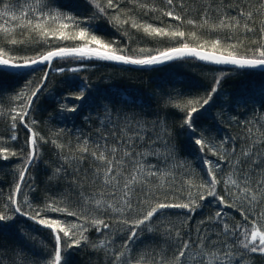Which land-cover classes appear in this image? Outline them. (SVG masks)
<instances>
[{"label": "trees", "instance_id": "obj_1", "mask_svg": "<svg viewBox=\"0 0 264 264\" xmlns=\"http://www.w3.org/2000/svg\"><path fill=\"white\" fill-rule=\"evenodd\" d=\"M11 3V10L19 11L24 0H4ZM52 6L69 12L86 20L94 12L89 0H49ZM154 3L159 8H164L163 0H146ZM245 8L249 4L240 0ZM251 5L256 6L260 0H250ZM32 3V0H29ZM180 0H177V4ZM184 9L177 11L184 15L185 20L193 19L199 23L205 9H209V22L218 23L221 15H236V0H183ZM210 6V8H209ZM121 8L131 11L128 16L135 17L141 24H150L154 27L169 29L179 26L185 31L183 41L179 38L156 37L146 34L142 29L131 27V21L122 28L113 27L106 18H98L87 25L94 30L99 38L105 42H115L118 47L125 48L127 54L134 56L155 54L157 50H164L174 46H181L187 42L190 46H197L205 40L222 39L227 41V31L211 32L206 27H194L180 21H175L167 16H162L159 11L145 14L134 4L124 0ZM185 9L187 11L185 12ZM251 10V9H250ZM0 11H3V3H0ZM260 17H256L255 33H241L237 35L243 40V44L237 49L240 55H250L248 49L255 48L253 39H259ZM2 23V21H0ZM82 27L85 25H81ZM195 33V36L192 34ZM16 38L24 40L23 44L16 46L4 43L5 48H14L15 55L20 57H34L38 53L49 48L60 46H74L80 41H55L44 43L26 30H17ZM229 43L235 41H227ZM210 48V45H209ZM140 49L149 50L141 53ZM83 67L76 73L55 71L58 67ZM48 71V68H40ZM27 71L31 75L10 76L6 72L0 73V146L8 147L18 152L17 157L8 160L0 159V208L7 201V196L12 192L18 180L22 157L20 149L27 152V130L18 125L16 141L6 138L11 135L10 113L16 107L17 101L10 99L20 90L25 88L28 81L29 87L35 86L40 81L43 71ZM220 79L218 92L212 101L193 116L196 132H191L183 124L186 112L176 108L175 104L184 103L189 99L206 97L213 87L215 80ZM264 72L243 71L235 69L218 68L208 66L191 59H180L168 65L149 70H141L129 66H122L106 61H59L52 67L45 86L34 100L29 120L34 119V129L39 135L44 136L47 142L39 143V155L33 163L26 182L28 186H22V193L27 196L34 207H43L50 199L64 200L75 205L78 193L83 190L91 193L98 185L93 184V162L87 157L82 162L72 159L78 145L87 140L90 148H94V142H102V137H107L111 144L114 140L112 133L122 134L126 130L129 121L133 127L138 122L147 127L152 138L159 139L150 145H141V150L158 151L160 156H150L148 159L161 170H170L171 175L164 179L165 188L157 190L158 180L151 186L157 195L161 192H170L174 198L186 200L187 190L182 189L184 181L188 179L200 183L207 179L205 160L216 163L218 156H213L205 150L201 153L194 144V138L201 136L208 141L210 146L219 147L226 141L225 148L230 150L235 147L237 151L244 148L251 141H262L258 147L264 149ZM85 93L83 100H75L74 94L80 90ZM77 105L76 112H68L65 106ZM105 108L108 109L105 112ZM248 129H251L249 133ZM131 134V133H129ZM55 140L56 144L52 141ZM64 145L63 149L56 145ZM170 154V155H169ZM69 163L65 164V158ZM57 168H66L56 174ZM79 168L80 171H76ZM220 172L217 174L221 180L226 179V173L231 171L227 162L220 164ZM78 183H73L77 180ZM174 181V183H170ZM82 184V188L78 186ZM224 185H218V191L223 194ZM34 189V190H32ZM195 192V189H192ZM233 191H235L233 189ZM211 201V202H209ZM23 203V196L21 197ZM217 203L212 198L202 202V206L193 214L180 209H167L159 213L165 225L171 221L184 233H190L195 238L196 228L202 219L214 215ZM259 210V209H258ZM225 217L230 222L241 219L239 212L230 208L223 209ZM44 216L73 221V217H63L58 213L45 212ZM190 219L184 222L186 217ZM155 220V217L153 218ZM19 223L0 228V261L2 264H47L51 258L54 239L51 230L44 228L24 217L17 216ZM159 232H141L136 243L132 245L134 252L129 256L142 257L151 262L152 257L163 250L168 256L170 240L164 233V225L156 221ZM211 226V225H209ZM90 242H98L100 238L94 229L87 233ZM123 233L116 238V244L122 241ZM112 247V246H109ZM112 252L105 255L97 252L89 245L82 244L73 248L70 253L69 264H107ZM156 259L159 256L156 255ZM249 264H264V256L252 254Z\"/></svg>", "mask_w": 264, "mask_h": 264}, {"label": "snow or ice", "instance_id": "obj_2", "mask_svg": "<svg viewBox=\"0 0 264 264\" xmlns=\"http://www.w3.org/2000/svg\"><path fill=\"white\" fill-rule=\"evenodd\" d=\"M89 2L94 12L84 20L60 10L59 7L54 8L49 0H32V3L24 0L18 12L11 10L10 2L5 3L4 0H0V3H3V11H0V21H2L0 73L6 72L10 76L31 75L26 71L27 69H32L34 72L39 65L50 68L54 60L71 62L95 59L124 65L155 66L186 57L215 65H231L240 69L264 68V0H260L256 6L251 5L250 0H245L249 8L243 7L240 0H236L237 14H223L218 23L209 22V9H205L199 25L196 20H185L184 15L177 11L178 7L185 8L183 0H180L179 4L177 0H163L164 8H159L146 0H128L129 4L136 5L145 14L159 11L162 16L180 21L182 24L206 27L211 32L227 31L230 33L227 41H235L229 43L217 38L211 41L205 40L197 46L183 42L181 46L157 50L155 54L141 56L127 54V50L116 46L114 41L105 42L87 25L103 17L113 27L119 29L131 21V27L142 29L148 35L179 38L180 41L184 40L185 31L180 30L179 26L164 29L138 23L135 17L127 15L130 9L121 8L124 0H89ZM257 16L261 18L260 35L259 39L252 40L256 47L248 49L250 55H240L237 49L242 46L243 40L237 35V30L244 34L255 33ZM82 24L85 26L82 27ZM17 30H26L29 35L34 34L44 43L50 40H72L81 43L49 48L34 57H20L15 55L14 48L3 46L4 43L16 46L25 42L16 38ZM192 35L195 36V33ZM148 51L140 49L142 54ZM40 70L43 71V75L35 86L29 87L32 82L28 81L24 89L10 98L17 101V105L11 109V135L6 139L13 142L18 139V125H22L29 135L25 142L27 152L24 149H20L19 152L22 160L18 180L7 196V201L0 208V228L19 223L17 220L19 216L50 229L55 243L47 264H69L71 250L82 244L89 245L97 252L102 251L105 255L112 252L107 264H249L252 254L264 256V149L258 147L262 141L254 140L251 136L248 137L250 143L239 151L232 147L231 154L225 148L226 141L221 142L217 148L210 146L202 135L195 137L194 144L199 151L203 153L207 150L211 155L218 156V160L216 163L211 160L204 161L207 179L200 183L192 179L184 181L181 187L186 189L188 194L186 200H181L174 198L170 192H161V195H157V192L152 190L151 186L155 180L159 181L156 185L157 190L164 189V179L171 175L170 170H161L157 164L149 161L150 156H160L158 151L141 150V145L156 143L159 133L156 138H152L146 126L137 122L133 127L132 122L129 121L122 134L112 133L114 140L111 144L107 142V137H102V142H94V148H90L88 141L85 140L75 150L80 155L72 156L77 162H82L86 158L85 154L91 158L94 165L92 183L98 185L96 190L91 193L81 190L75 205L60 199H50L43 207H34L22 193V186H28L26 176L39 155V143L47 142L45 137L34 129L33 125L36 121L29 120L33 102L45 86L49 75L47 70ZM55 71L76 73L80 68L58 67ZM220 83L221 80L216 79L206 97L189 99L174 105L186 112L183 124L191 132L197 131L193 123L194 114L212 101ZM261 87L264 89V86ZM72 98L83 100L85 93L81 89ZM0 99H3V94H0ZM77 107V105L65 106L64 110L76 112ZM107 111L108 109L105 108V112ZM248 131L251 133V129ZM52 143L56 144V141L53 140ZM56 146L60 149L64 148V145ZM17 156V151L0 146V159L8 160ZM224 162L228 163L231 171L225 174L226 179L221 180L217 174L221 170L220 164ZM67 163L69 160L66 157L65 164ZM61 171L66 172L67 169L57 168L56 174ZM76 171L80 169L77 168ZM73 183H78V178ZM221 184L224 185L223 194L217 190L218 185ZM78 186L83 187L82 184ZM192 189L196 191L193 192ZM22 196L23 203H21ZM209 198L216 201L217 210L214 215L200 221L203 227L196 228L195 238L190 233L182 232L171 221L168 222L171 226L165 225L159 215L167 209H180L193 214L202 206V202ZM225 208L239 212L241 219L230 222L225 217L223 211ZM45 212L73 217L74 220L46 217L43 215ZM188 219L190 216L181 223H186ZM156 221L164 225V233L171 242L169 246L171 256L163 250L156 254L159 259L154 255L151 262L142 257L129 256L128 253L135 251L132 245L136 243L141 232L160 231ZM90 229L97 232L100 237L98 242L89 241L87 233ZM120 233H123L120 237L122 242L117 245L116 238Z\"/></svg>", "mask_w": 264, "mask_h": 264}, {"label": "water", "instance_id": "obj_3", "mask_svg": "<svg viewBox=\"0 0 264 264\" xmlns=\"http://www.w3.org/2000/svg\"><path fill=\"white\" fill-rule=\"evenodd\" d=\"M183 59H191V60H196L200 63H203L205 65H208V66H213V67H218V68H226V69H235V70H243V71H257V72H264V68H256V69H248V68H245V69H240L238 67H235V66H231V65H215V64H212V63H208V62H204V61H200L196 58H183ZM180 59H177V60H173L171 62H167V63H164V64H161V65H155V66H136V65H124V64H120V63H115V62H109V63H113V64H117V65H122V66H129V67H132V68H137V69H142V70H148V69H152V68H157V67H162V66H165V65H168L172 62H175V61H179ZM59 61H62V60H54L52 62V65L50 68H48V72L50 73L51 70H52V67L55 63L59 62ZM46 66L45 65H39L37 66V69H40V68H45ZM26 71H32V69H27ZM34 163V162H33ZM33 166V164H32ZM31 166V167H32ZM31 167L29 168L28 172L30 171Z\"/></svg>", "mask_w": 264, "mask_h": 264}, {"label": "rangeland", "instance_id": "obj_4", "mask_svg": "<svg viewBox=\"0 0 264 264\" xmlns=\"http://www.w3.org/2000/svg\"><path fill=\"white\" fill-rule=\"evenodd\" d=\"M78 68L83 69V67L79 66Z\"/></svg>", "mask_w": 264, "mask_h": 264}, {"label": "bare ground", "instance_id": "obj_5", "mask_svg": "<svg viewBox=\"0 0 264 264\" xmlns=\"http://www.w3.org/2000/svg\"><path fill=\"white\" fill-rule=\"evenodd\" d=\"M152 69H154V68H152ZM142 70V69H141ZM149 70V69H148Z\"/></svg>", "mask_w": 264, "mask_h": 264}]
</instances>
